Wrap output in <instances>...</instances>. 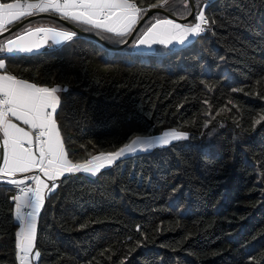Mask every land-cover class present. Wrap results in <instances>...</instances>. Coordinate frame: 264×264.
<instances>
[{"label": "trees", "instance_id": "16d2710c", "mask_svg": "<svg viewBox=\"0 0 264 264\" xmlns=\"http://www.w3.org/2000/svg\"><path fill=\"white\" fill-rule=\"evenodd\" d=\"M156 2L136 0L146 11ZM193 2L198 12L203 2ZM162 8L185 18L192 4ZM203 10L204 33L155 52L133 46L163 12L122 49L51 16L0 38L36 22L76 33L54 48L2 56L19 78L66 87L56 120L73 162L135 136L188 134L94 176L60 177L37 216L34 264H264V120L256 123L264 115V0H211ZM75 25L112 46L129 37ZM14 192L0 181V264H18Z\"/></svg>", "mask_w": 264, "mask_h": 264}, {"label": "snow or ice", "instance_id": "6c2138e0", "mask_svg": "<svg viewBox=\"0 0 264 264\" xmlns=\"http://www.w3.org/2000/svg\"><path fill=\"white\" fill-rule=\"evenodd\" d=\"M167 3L168 0H157L150 7H164ZM145 11L138 7L136 0H12L0 2V34L9 31V25L18 23L23 18L50 13L74 24L125 37L132 33ZM195 21L191 25H182L170 19H157L142 33L138 44L149 47L157 43L170 45L174 41L184 44L190 37L205 32L210 24L203 9L195 15ZM39 34H43L41 43L51 40L53 44L71 41L76 35L74 31L54 27H28L23 34L9 39L7 44H0V51L31 52L33 47H40V43L31 41L30 38ZM5 68L4 60L0 59V70ZM66 90L60 86H38L6 71L0 74V139L3 149L0 179H5V182L15 185L19 190V194L12 197L16 219L20 222L16 233L19 264H30L29 258L33 254L36 240V218L45 202L44 190L54 191L56 185L53 183L49 187L37 175L26 177L35 182V187H20L25 184V180L14 179L17 173H29L38 169L53 182L66 173L86 172L96 175L101 168L113 164L126 154L138 150L147 151L188 138L186 132L176 129L165 131L159 137L135 136L116 151L101 152L83 162L73 163L68 157L56 120L61 103L58 93ZM13 118L27 126V130L14 123ZM260 120H264V115L256 123H260ZM25 208L31 211L24 212ZM40 255L39 251H35L33 259L38 260Z\"/></svg>", "mask_w": 264, "mask_h": 264}, {"label": "crops", "instance_id": "0c3cea01", "mask_svg": "<svg viewBox=\"0 0 264 264\" xmlns=\"http://www.w3.org/2000/svg\"><path fill=\"white\" fill-rule=\"evenodd\" d=\"M197 1H199V2H203V6H202V9L208 4V2L209 1H211V0H197ZM0 2H1V0H0ZM198 12H196L195 11V15L197 14ZM157 19H170V20H174L176 23H179V24H188V25H191V24H194L195 22H181V21H178V20H175L174 18H172V17H170V16H163V17H161V16H155L154 17V19L150 22V24L144 29V31L148 28V27H150L153 23H155V21L157 20ZM10 26V25H9ZM8 26V27H9ZM28 27H31L32 29H35L36 27H54V28H57V29H60V30H69V29H66V28H64V27H62L61 25L59 26V25H57V24H55V23H47V22H36V23H32L31 25H29ZM27 27V28H28ZM27 28H25V29H27ZM25 29L24 30H22L21 32H18L17 34H15L13 37H11V38H8V39H6L5 41H2V43H0V44H7V41L9 40V39H15L16 38V36L18 35V34H23L24 32H25ZM69 31H71V30H69ZM143 31V32H144ZM142 32V33H143ZM142 35V34H141ZM140 35V36H141ZM140 36H139V38H140ZM197 36H195V37H190L189 38V40L188 41H186L184 44H179V43H176L175 41L172 43V44H170V45H163V44H152L150 47L149 46H147V45H139L138 44V40H139V38L136 40V42L134 43V46H133V48L136 50V51H139V52H155L156 51V49H157V47H158V45L160 46H163V47H169V48H177V47H181V46H184V45H187L189 42H191V41H193L195 38H196ZM30 40L31 41H34V42H37V43H40V47H33V50L31 51V52H12V53H9V52H7L6 50L5 51H0V59H2V60H4V62H5V59H4V57H2L3 55H8V54H17V53H24V54H29V53H33V52H37V51H40V50H42V49H49V48H54V47H57V46H59V45H61L62 43H64V42H62V43H60V44H53V42L51 41V40H49L47 43H41L42 41H43V34H39V35H37V36H35V37H31L30 38ZM5 70H0V74H3V72H4ZM7 72V71H6ZM9 73V72H8ZM9 74H11V75H14V74H12V73H9ZM15 76V75H14ZM17 77V76H16ZM18 79H22V78H19V77H17ZM23 80H25V79H23ZM28 81V80H27ZM30 82V81H29ZM30 83H34V82H30ZM38 86H48V87H53V86H60L61 88H66V87H62L61 85H59V84H56V85H52V86H49V85H40V84H37ZM60 94V92L58 93V95ZM13 122L14 123H17V124H19L21 127H25L26 128V130H27V126H25V125H23L22 124V122H20V121H16L14 118H13ZM164 133V132H163ZM163 133H160V134H158V135H153V136H147V137H159V136H161ZM0 137H2V133H0ZM1 147H2V139H0V159H1ZM34 150H35V145H34ZM139 151V150H138ZM136 153V152H135ZM131 154H134V153H131ZM131 154H126L125 156H123V157H121V158H124V157H126V156H128V155H131ZM96 155H98V154H96ZM121 158H119V159H121ZM118 160V159H117ZM116 160V161H117ZM73 163H75V162H73ZM113 163H115V161L113 162ZM2 164H3V159H2V162H1V165L0 166H2ZM112 165V164H111ZM111 165H106L104 168H107V167H109V166H111ZM104 168H101L100 170H102V169H104ZM37 171V169H34L32 172H29V173H17L16 174V176L15 177H13L14 179H17V180H28V179H26V177H32L33 176V174L35 173ZM83 173H86V172H83ZM66 174H68V173H66ZM86 174H88V175H92L91 173H86ZM92 176H94V175H92ZM62 177V176H61ZM40 178L42 179V180H44V182L46 183V184H48L49 185V187H51L52 185H53V183H55V185H56V187H57V185H58V180L60 179V177L58 178V179H56L55 180V182H53V181H51V180H49L43 173L41 174V176H40ZM0 181H5V179H0ZM10 184V183H9ZM11 185V184H10ZM56 187H55V189H56ZM54 189V190H55ZM52 192V191H51ZM44 193H45V196L46 195H48L50 192L48 191V189H45L44 190ZM19 194V193H18ZM18 194H16V195H18ZM14 206H15V202H14ZM38 216V215H37ZM15 217H16V212H15ZM17 220V219H16ZM17 222L19 223V226H20V222L17 220ZM36 223H37V218H36ZM18 231H19V229H18ZM34 252H35V250H33V254L32 255H30V264H34V259H33V256H34Z\"/></svg>", "mask_w": 264, "mask_h": 264}, {"label": "water", "instance_id": "95a60500", "mask_svg": "<svg viewBox=\"0 0 264 264\" xmlns=\"http://www.w3.org/2000/svg\"><path fill=\"white\" fill-rule=\"evenodd\" d=\"M191 4H192V10L190 12V14L185 17V18H182V17H177L175 15H173L172 13H170L169 11H167L166 9L162 8V7H156V8H148L145 15H143V17L139 20V22L137 23V25L135 26L134 30L132 31V33L129 35V37L123 42L121 43L120 45H117V46H112L111 44H109L108 42H106L103 38H101L99 35H97L96 33L94 32H90V31H86L84 29H82L81 27L75 25L74 23L70 22V21H67V20H63L61 19L58 15H55V14H50V13H40L38 15H34V16H31V17H27V18H23L21 19V21H19L18 23H15L11 26H9V31H5L3 32L2 34H0V38L10 34L11 32L17 30L19 27H21L23 24H25L26 22L30 21V20H33V19H36L38 17H41V16H51V17H54L58 20H60L61 22H63L64 24H66L67 26H69L71 29H73L75 32L79 33L80 35H85V36H89V37H92V38H95L97 39L98 41L102 42V43H105L106 45L112 47V48H115V49H122L124 48L128 43L131 42V40L133 39L134 35L136 34L137 30L139 29V27L143 24V22L153 13L155 12H163L165 14H167L168 16L174 18L175 20H178V21H181V22H188L194 15H195V5H194V2L193 0H190ZM1 159H0V165H1V162H2V157H3V149L1 147Z\"/></svg>", "mask_w": 264, "mask_h": 264}, {"label": "built area", "instance_id": "2783aa9c", "mask_svg": "<svg viewBox=\"0 0 264 264\" xmlns=\"http://www.w3.org/2000/svg\"><path fill=\"white\" fill-rule=\"evenodd\" d=\"M204 33V32H203ZM202 34V33H201ZM41 172L37 169V171L33 174V176H41ZM14 188H15V192H14V194L12 195V197L13 196H15L16 194H18L19 193V190L17 189V187L15 186V185H13V184H11ZM26 186H31V187H35V182L33 181V180H31V179H28V180H25V184H22V185H20V187H26ZM24 212H28V211H31V209H27V208H25L24 210H23ZM18 263H19V261H18Z\"/></svg>", "mask_w": 264, "mask_h": 264}, {"label": "rangeland", "instance_id": "374dc122", "mask_svg": "<svg viewBox=\"0 0 264 264\" xmlns=\"http://www.w3.org/2000/svg\"><path fill=\"white\" fill-rule=\"evenodd\" d=\"M188 2H191L190 0H185V4H187ZM203 6V5H202ZM202 6L199 8V11L202 9ZM198 11V12H199ZM188 22H190V21H188ZM194 22H196V21H194Z\"/></svg>", "mask_w": 264, "mask_h": 264}, {"label": "clouds", "instance_id": "9594fccd", "mask_svg": "<svg viewBox=\"0 0 264 264\" xmlns=\"http://www.w3.org/2000/svg\"><path fill=\"white\" fill-rule=\"evenodd\" d=\"M19 264V263H18Z\"/></svg>", "mask_w": 264, "mask_h": 264}]
</instances>
